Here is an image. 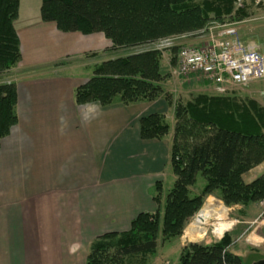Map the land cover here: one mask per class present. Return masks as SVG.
Listing matches in <instances>:
<instances>
[{"label":"trees","instance_id":"trees-1","mask_svg":"<svg viewBox=\"0 0 264 264\" xmlns=\"http://www.w3.org/2000/svg\"><path fill=\"white\" fill-rule=\"evenodd\" d=\"M19 3L0 0V143L17 124L16 84L7 79L20 61L15 30ZM249 12L245 0L241 6H236V0H41L40 18L62 33L102 34L110 42V52L138 49L95 65L91 77L75 88L77 105L106 107L116 101L130 105L162 96L170 102L163 86L170 73L163 70L161 54L172 51L170 67L177 66L178 48L184 46L157 49L154 44L172 36L205 34L212 24L239 22ZM172 105V129L159 113L139 120L144 140L161 139L171 130L170 165L176 179L162 209L158 184L152 198L158 209L138 214L125 232L97 237L85 264H147L156 253L158 239L181 237L208 197L228 208L246 207L264 198V173L249 184L242 180L264 162V108L251 99L203 94ZM198 174L205 187L194 195L191 189ZM232 245L227 233L219 241L188 243L178 264H245L242 256L231 252Z\"/></svg>","mask_w":264,"mask_h":264},{"label":"crops","instance_id":"crops-1","mask_svg":"<svg viewBox=\"0 0 264 264\" xmlns=\"http://www.w3.org/2000/svg\"><path fill=\"white\" fill-rule=\"evenodd\" d=\"M40 1L30 2L29 21L19 27L15 22L19 70L51 66L55 72L69 62L33 60L35 42L45 36L47 44L71 39L64 57L108 51L110 42L102 34L87 36L91 37L89 44L82 35H76L72 43V34H63L55 24L44 23ZM222 25L233 27L243 44L264 53V40L258 38L253 25L248 29L239 23ZM185 42L187 46L203 45L208 42V32ZM84 44H88L86 49L79 50L78 45ZM194 79L187 81L189 86L199 87L194 97L229 96ZM44 81L38 78L22 83L35 86ZM77 86L72 79L71 89L28 88L27 103L20 108L21 115H16L17 124L0 143V264H85L90 244L97 237L125 232L138 214L154 213L158 209L152 199L156 186L161 184L162 191L165 180L170 189L173 186L171 130L161 139L144 140L139 120L153 113L164 115L166 120L170 113L173 119L172 104L179 100L171 101V94L165 91L172 104L162 96L130 105L117 101L106 107L96 103L77 105ZM17 99L19 102L18 94ZM258 168L262 170L252 174ZM263 173L264 163L244 174L242 180L249 184Z\"/></svg>","mask_w":264,"mask_h":264},{"label":"rangeland","instance_id":"rangeland-1","mask_svg":"<svg viewBox=\"0 0 264 264\" xmlns=\"http://www.w3.org/2000/svg\"><path fill=\"white\" fill-rule=\"evenodd\" d=\"M31 1H40V0H20L18 10H21V13L16 19V25L23 26L24 23L29 21L32 16L27 10L30 6ZM41 2V1H40ZM22 4V5H21ZM245 4L249 8V16L242 21L235 22L239 24H244L245 28H250L249 25H253L254 29L256 30V34L258 38H261L264 40V5L263 6H255L251 0H245ZM21 6V7H20ZM41 19V18H40ZM45 23V22H44ZM63 34H72V43L74 42V39L76 35H81L80 33H63ZM184 35L181 36H172L163 38L161 41L156 42L153 46V48L160 49V44L165 40H172L173 44L175 46H184L187 45L185 42L186 39L184 38ZM85 39V42L89 44V41H91V37L87 38V36H83ZM70 38V37H69ZM47 39V36L43 37V40ZM41 40V42H35V51L32 50L33 54V60L39 59V60H69L68 63H64L61 67L58 68L57 71L52 72L51 66H34V68L29 69V67H25L24 69L19 70L20 68L16 67L14 70L10 72V75L8 76L7 80H10L11 82L15 83L17 88V94L19 98V102L17 99L18 107H16V115H21L22 110L20 109L22 105H26V101L28 100L26 94L27 89L32 88L37 89L38 87H43L45 90H52L56 88H72V79L76 80V85H80L84 83L89 77L92 75V69L95 65L106 61L108 59L116 58L118 56H126L131 51H138L136 50H120V51H104V52H98L97 55L91 57L89 53H83L79 54L80 52L74 53L70 56L64 57V52L66 50V47L69 46L71 39H65L61 42L53 44V41L50 42V44H47L45 41ZM44 44V45H43ZM88 44H84V46H79V50L86 49ZM179 44V45H178ZM173 45V46H174ZM43 47L44 50L38 51ZM147 48V47H146ZM107 50L110 49V44ZM163 52V51H162ZM177 55V54H176ZM175 54L172 51H166L161 54V65L163 67L164 71H168L170 73V77L168 80H166L163 83L164 91L166 93L171 94V100H179L181 103H184L186 101H189L194 97L195 93H197L196 88H199L198 86H189L188 83L189 80L192 78H195L196 81H201L199 78L192 76V77H177L174 74V69L176 68V65L174 67H170V59L173 58ZM18 65V64H17ZM40 67V68H39ZM45 79L47 81H44V83H37L35 86L29 85L33 83H27L25 86L22 82L24 81H30L34 79ZM181 78V79H180ZM54 80H59L58 82H53ZM184 80V82H183ZM188 81V82H187ZM187 82V83H185ZM75 83V82H74ZM62 84H66V86L62 87ZM35 87V88H34ZM25 89V96L24 99L22 98V92ZM196 90V91H195ZM229 94L231 97H235L237 100H247L251 99L257 102L260 106L264 108V80L255 81L249 83L246 87H234L230 92L226 93ZM192 96V97H191ZM170 113H168L167 116V122L172 128L173 125V119H171ZM4 140V139H3ZM264 163V162H263ZM261 168H258L255 172L252 174H255L258 171H261ZM170 184L168 181H164V185L161 191L160 197L162 198L160 203V210L162 209L165 196L170 190ZM205 187V180L204 178L198 174L196 176V181L193 186V191H197L200 193V191ZM209 199H214L215 205L217 206V203H220L226 210H228L227 217L224 221V223H231L230 228L228 227V230L226 233L230 234V237L232 238V246L230 248L232 253H235L237 255H240L243 257L245 264H253L257 260H264V224L260 222L252 223L255 218L258 216L260 212V207L258 203L252 207V204L246 209L239 207L238 205L232 206V207H225L223 203L218 200L215 197H208L206 202ZM205 205L201 207L203 210L205 208ZM197 214L193 217V219L189 222L187 228H185L183 234L181 237L174 238L169 241H162L160 238L157 241V249L156 253L153 258L149 259L147 264H178L179 255L181 249L188 243H208L211 241H219V238H216L213 235V227L210 226L208 223L207 226H204L201 224V222L198 224L199 227H202L204 232L202 234V238L190 241L189 237L185 238V231L192 225L197 223L194 221ZM215 222L211 221V224H214ZM218 223V222H217ZM225 234V233H224ZM252 234V235H251ZM218 236L217 234H215ZM249 236V237H248ZM248 238V239H247ZM252 249V250H251ZM254 250V251H253ZM89 252V250H88ZM87 252V253H88ZM88 255V254H86Z\"/></svg>","mask_w":264,"mask_h":264},{"label":"built area","instance_id":"built-area-1","mask_svg":"<svg viewBox=\"0 0 264 264\" xmlns=\"http://www.w3.org/2000/svg\"><path fill=\"white\" fill-rule=\"evenodd\" d=\"M243 1L236 0V6H241ZM251 1L255 6L264 5V0ZM224 27L226 26L217 24L208 30V42L203 45L181 47L174 74L183 78L195 76L214 86L219 94H226L234 87L242 88L251 82L264 80V53L243 44L233 27ZM172 44V40H165L160 48ZM258 205L260 212L252 223L264 224V198Z\"/></svg>","mask_w":264,"mask_h":264},{"label":"bare ground","instance_id":"bare-ground-1","mask_svg":"<svg viewBox=\"0 0 264 264\" xmlns=\"http://www.w3.org/2000/svg\"><path fill=\"white\" fill-rule=\"evenodd\" d=\"M215 202L216 201L214 199H209L206 202L205 208L201 210L200 213L197 214L194 220L197 223V225L194 224L185 231V236H186L185 238H187L188 236L190 241L202 238V234L204 230L202 227L198 226L200 222L204 226H207L208 223L210 224V226L215 225V227H213L214 228L213 235L216 238H221L223 234L227 232L228 227L230 228L231 226V223H227V224L224 223L227 217L228 210H226V208H224L220 203H217L216 206ZM211 221L215 223L211 224ZM215 234H217L218 236H216Z\"/></svg>","mask_w":264,"mask_h":264},{"label":"water","instance_id":"water-1","mask_svg":"<svg viewBox=\"0 0 264 264\" xmlns=\"http://www.w3.org/2000/svg\"><path fill=\"white\" fill-rule=\"evenodd\" d=\"M253 264H264V260L257 261V262H255Z\"/></svg>","mask_w":264,"mask_h":264}]
</instances>
